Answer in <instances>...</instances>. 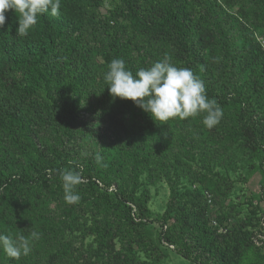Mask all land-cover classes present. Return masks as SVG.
I'll return each instance as SVG.
<instances>
[{
    "label": "trees",
    "instance_id": "obj_1",
    "mask_svg": "<svg viewBox=\"0 0 264 264\" xmlns=\"http://www.w3.org/2000/svg\"><path fill=\"white\" fill-rule=\"evenodd\" d=\"M250 1L248 24L226 21L223 2L238 0H109L107 13L105 0H61L60 15L39 16L24 37L16 35L15 10L5 13L0 233L36 231L40 238L19 260L0 248V264H142L132 246L149 222V188L163 180L171 190L167 211L176 213L161 232L166 246L178 243L177 251L198 264H241L249 246L257 248L249 224L225 205L222 184L190 171L200 158L212 168L208 160L236 142L264 153V118L255 105L264 101V0ZM165 56L204 82L223 109L218 125L205 127L206 113L155 121L110 94L104 76L112 59L135 75ZM241 80L245 89L237 87ZM62 169L82 177L76 204L64 200ZM213 213L220 223L235 219L221 231L209 224ZM89 236L96 245L85 248Z\"/></svg>",
    "mask_w": 264,
    "mask_h": 264
},
{
    "label": "clouds",
    "instance_id": "obj_2",
    "mask_svg": "<svg viewBox=\"0 0 264 264\" xmlns=\"http://www.w3.org/2000/svg\"><path fill=\"white\" fill-rule=\"evenodd\" d=\"M61 0H0V28L6 23L5 13L15 10L19 26L16 35L27 36L38 24V17L51 13L58 16L61 12ZM104 79L110 94L115 98L132 100L138 107L149 113L155 121L167 122L173 118L181 120L204 115L202 123L208 129L218 125L223 118V109L215 99L206 94L204 82L190 68L176 67L170 57L153 63L150 67L139 68L135 75L126 68L124 60L112 59ZM96 163L102 164V157L96 155ZM64 200L67 204H76L80 195L75 191L82 183L79 172L62 169ZM40 234L32 231L30 236L0 233V248L12 259L19 260L32 250V243Z\"/></svg>",
    "mask_w": 264,
    "mask_h": 264
},
{
    "label": "rangeland",
    "instance_id": "obj_3",
    "mask_svg": "<svg viewBox=\"0 0 264 264\" xmlns=\"http://www.w3.org/2000/svg\"><path fill=\"white\" fill-rule=\"evenodd\" d=\"M238 1L235 4L223 2L225 11L229 13L226 21L227 23H234L239 19L249 24L248 14L251 13V1ZM109 3V0H105V5L101 8L103 13H107L106 7L110 5ZM256 34L262 39L259 32H256ZM242 82L244 81L241 80L237 85L239 89H245V87L242 88L244 85L241 86ZM258 102L255 104L256 110L264 118V101L261 102L263 104H258ZM263 155L264 153L260 150L253 152L236 142V145L228 146L223 156L216 162L208 160L209 163L207 164L211 165L212 168H205L200 158L192 162L190 170L206 172L207 179L214 178L218 180L222 184L221 194L225 205L233 209L235 218H242L243 221L249 224L248 229L252 232L251 241L257 245V248L249 246L244 253L241 264H264V246L261 241V239H264V167L260 164ZM181 181L185 183L187 178L184 177ZM116 190V186H112L110 192L114 193ZM207 196L212 199L213 195L207 193ZM170 198V186L164 180L156 182L149 188V200L147 202L149 222L145 226L143 234H141L144 239L138 244L134 243L132 246L134 257H137L142 264H198L177 251L178 243L166 246L161 240V232L166 231L176 217L175 212L167 211ZM216 209V206L212 204L211 210L215 212ZM209 216V224L213 227H220L221 231L225 230L235 219L232 217L220 223L215 213ZM165 217H168V220L166 225H162ZM77 239H80V235H77ZM145 240L146 242L144 243ZM95 245V237L89 236L86 238L85 248H92ZM121 246L120 243L118 248Z\"/></svg>",
    "mask_w": 264,
    "mask_h": 264
}]
</instances>
